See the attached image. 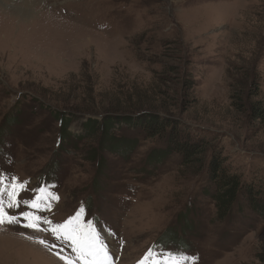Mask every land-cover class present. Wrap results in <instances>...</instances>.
I'll use <instances>...</instances> for the list:
<instances>
[{
	"label": "rangeland",
	"instance_id": "rangeland-1",
	"mask_svg": "<svg viewBox=\"0 0 264 264\" xmlns=\"http://www.w3.org/2000/svg\"><path fill=\"white\" fill-rule=\"evenodd\" d=\"M33 1L20 19L23 0H0V174L29 181L21 199L55 185L60 200L40 215L59 223L83 206L116 264H138L150 248L197 264H264V218L240 202L220 220L204 195L214 155L264 183V0ZM104 116L152 117L167 135L121 127L119 154L81 130ZM171 136H190L199 155L167 154ZM22 242L55 264H64L55 251L73 255L50 233L5 225L0 264H30L17 256Z\"/></svg>",
	"mask_w": 264,
	"mask_h": 264
},
{
	"label": "snow or ice",
	"instance_id": "snow-or-ice-1",
	"mask_svg": "<svg viewBox=\"0 0 264 264\" xmlns=\"http://www.w3.org/2000/svg\"><path fill=\"white\" fill-rule=\"evenodd\" d=\"M29 181L18 177L0 174V227L19 225L33 232L50 233L56 240L67 245L73 255H63L61 250L54 254L64 264H116L101 232L94 220L86 219L83 206L63 222H54L40 213L51 212L60 196L53 189L55 185H43L34 189V198L21 199V193L28 191ZM25 208L18 214L13 210ZM21 235H24L21 233ZM109 235L115 234L109 231ZM26 239L40 244L48 251L58 249L59 245L41 237L25 236ZM123 241H121V244ZM198 256H188L172 251L157 252L150 248L138 264H197Z\"/></svg>",
	"mask_w": 264,
	"mask_h": 264
},
{
	"label": "trees",
	"instance_id": "trees-1",
	"mask_svg": "<svg viewBox=\"0 0 264 264\" xmlns=\"http://www.w3.org/2000/svg\"><path fill=\"white\" fill-rule=\"evenodd\" d=\"M254 111H256L259 116H263L261 108H259V110L254 108ZM17 119L18 117H15V123H17ZM57 119L61 125L60 132L64 130L65 133L69 132L68 130L72 121L69 118L64 117V113H61L60 117ZM14 124H8L5 127V133L10 134L13 130L12 126L14 127ZM137 125H140L145 133L149 134L152 138L161 134L163 136L167 135L165 133L166 126L163 123L155 122L152 117H149V119H138L137 121L135 119L132 120L113 116H104L102 119L90 117L86 120V123L81 126L83 127L81 130L90 132L91 130H97L96 132H100L107 141L115 143L114 148H118L115 150L116 153L122 154L121 151H118L122 140L114 138L112 132H115L116 129H120L124 126L135 129ZM1 132L2 128L0 129V136ZM170 138L171 143H169V152H166L167 154H169L171 150L177 151L182 154L186 163L189 162L190 159L199 155L201 145H199V143H193L190 136L178 140H176V137L174 136H171ZM62 148L63 147H61L60 143V149ZM132 148L134 147H131L130 149ZM100 149H104V147H101ZM100 152L102 151L96 149L95 154L100 156ZM98 155H95V157L98 158ZM164 155L165 152L159 151L158 154L155 153L153 158L164 157ZM230 168L231 167L227 168L226 165H223V160L219 155H214L208 163L206 170L209 187L205 189L204 195H210L211 202L215 207L218 218L224 220L227 216L234 215L232 212L236 210V206L240 202H244L254 214L264 218V183L256 182V180L253 179L248 180V178H244L241 174H235V171H232ZM262 198L263 200L261 201Z\"/></svg>",
	"mask_w": 264,
	"mask_h": 264
},
{
	"label": "bare ground",
	"instance_id": "bare-ground-1",
	"mask_svg": "<svg viewBox=\"0 0 264 264\" xmlns=\"http://www.w3.org/2000/svg\"><path fill=\"white\" fill-rule=\"evenodd\" d=\"M41 2V1H40ZM46 2V0H45ZM34 1L32 0H23V3L20 5L19 7V12H21L20 16L21 17H18L20 19L24 18L25 16L24 15H31V13L33 14L34 13V10H33V7L31 6H34ZM19 4V3H18ZM33 4V5H32ZM35 7V6H34ZM19 14V13H18ZM37 14V13H36ZM29 15V16H30ZM28 16V17H29ZM31 18V17H30ZM37 18V17H36ZM17 21V20H16ZM24 21V20H23ZM36 21V20H35ZM29 22V21H28ZM33 22V21H32ZM19 23H22L19 21ZM82 30V29H81ZM83 32L85 33H88V34H92V35H95L94 33L90 32V31H87V30H82ZM98 36V35H97ZM23 243V242H22ZM24 244V243H23ZM24 250L22 249V252H17V256L19 255V259L21 260L23 258V255H26V260L28 261V263L30 264H55V262L47 259L46 257H44L43 255H41L37 250L33 249V248H29L28 245L24 244ZM36 247V246H35ZM16 259V258H15Z\"/></svg>",
	"mask_w": 264,
	"mask_h": 264
}]
</instances>
